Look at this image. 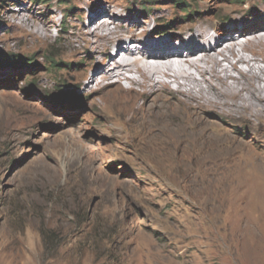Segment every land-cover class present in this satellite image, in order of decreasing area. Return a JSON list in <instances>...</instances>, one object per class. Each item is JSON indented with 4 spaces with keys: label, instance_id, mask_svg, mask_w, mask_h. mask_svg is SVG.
I'll use <instances>...</instances> for the list:
<instances>
[{
    "label": "rangeland",
    "instance_id": "1",
    "mask_svg": "<svg viewBox=\"0 0 264 264\" xmlns=\"http://www.w3.org/2000/svg\"><path fill=\"white\" fill-rule=\"evenodd\" d=\"M108 16L158 40L171 21L257 22L264 0H0V264H264V133L235 122L167 160L124 138L78 80L107 64L78 41Z\"/></svg>",
    "mask_w": 264,
    "mask_h": 264
},
{
    "label": "bare ground",
    "instance_id": "2",
    "mask_svg": "<svg viewBox=\"0 0 264 264\" xmlns=\"http://www.w3.org/2000/svg\"><path fill=\"white\" fill-rule=\"evenodd\" d=\"M27 13L23 8L17 14L19 28L30 27L32 34L34 22ZM109 16L90 23L93 30L78 41V52L89 60L102 56L107 64L97 71L88 64L76 75L86 81V90L102 94L107 121L121 127L124 138L144 145L150 156L167 160L174 151L189 157L191 147L229 142L232 134L224 128L235 122L264 133V18L227 27L209 18L181 26L171 21L167 26L172 31L181 27V34L147 40L136 31L137 22ZM40 28L48 37V27ZM185 163L174 162L181 172L195 164Z\"/></svg>",
    "mask_w": 264,
    "mask_h": 264
},
{
    "label": "trees",
    "instance_id": "3",
    "mask_svg": "<svg viewBox=\"0 0 264 264\" xmlns=\"http://www.w3.org/2000/svg\"><path fill=\"white\" fill-rule=\"evenodd\" d=\"M158 31H159V29H158Z\"/></svg>",
    "mask_w": 264,
    "mask_h": 264
}]
</instances>
